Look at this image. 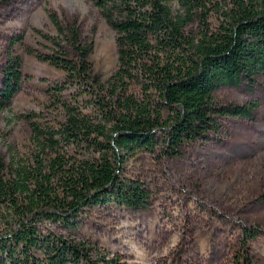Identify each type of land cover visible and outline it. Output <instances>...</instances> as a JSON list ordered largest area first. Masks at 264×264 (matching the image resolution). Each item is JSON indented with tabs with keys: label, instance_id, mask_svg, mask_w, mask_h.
Here are the masks:
<instances>
[{
	"label": "trees",
	"instance_id": "obj_1",
	"mask_svg": "<svg viewBox=\"0 0 264 264\" xmlns=\"http://www.w3.org/2000/svg\"><path fill=\"white\" fill-rule=\"evenodd\" d=\"M86 1L114 33L115 65L94 71L77 21H54L57 38L36 57L60 72L44 90L59 117L24 113L28 151L0 153V264H121L78 230L92 206H145L149 191L126 173L129 157L157 148L179 157L213 117L251 119L257 109L216 106L211 95L264 76V0ZM19 42L0 65V111L23 80L11 52ZM236 262L256 264L242 253Z\"/></svg>",
	"mask_w": 264,
	"mask_h": 264
},
{
	"label": "rangeland",
	"instance_id": "obj_2",
	"mask_svg": "<svg viewBox=\"0 0 264 264\" xmlns=\"http://www.w3.org/2000/svg\"><path fill=\"white\" fill-rule=\"evenodd\" d=\"M76 20L92 42L91 67L103 76L115 65L114 33L86 0H0V65L11 40L21 56L23 80L8 107L0 111V153H26L24 113H45V87L60 74L37 54L57 38L54 21ZM216 106L253 101L251 119L217 115L205 139L186 144L179 157L157 149L129 157L126 173L149 191L141 209L92 206L80 216L79 236L121 264H238L242 253L264 264V76L212 91ZM242 227L261 229L251 239Z\"/></svg>",
	"mask_w": 264,
	"mask_h": 264
}]
</instances>
